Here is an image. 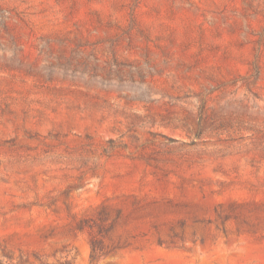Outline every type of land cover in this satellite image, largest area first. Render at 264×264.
I'll return each instance as SVG.
<instances>
[{"label": "rangeland", "instance_id": "1", "mask_svg": "<svg viewBox=\"0 0 264 264\" xmlns=\"http://www.w3.org/2000/svg\"><path fill=\"white\" fill-rule=\"evenodd\" d=\"M0 264H264V0H0Z\"/></svg>", "mask_w": 264, "mask_h": 264}]
</instances>
